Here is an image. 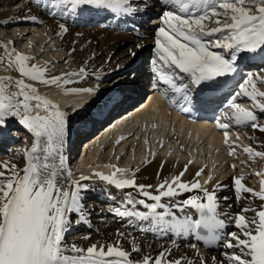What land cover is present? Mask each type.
I'll use <instances>...</instances> for the list:
<instances>
[{
  "label": "snow or ice",
  "instance_id": "6c2138e0",
  "mask_svg": "<svg viewBox=\"0 0 264 264\" xmlns=\"http://www.w3.org/2000/svg\"><path fill=\"white\" fill-rule=\"evenodd\" d=\"M34 3L53 17L75 16L78 10L90 9L108 16L132 18L149 7L147 0H34ZM160 3L164 7L160 18L163 26L155 35V58L151 64L157 80L167 86L163 94L168 103L181 113L193 112L190 86H201L213 93L221 87L220 78L238 73L241 61L256 57L264 60V0H160ZM17 20L39 22L36 15L17 17ZM57 28V36L68 32L63 22ZM8 45H14V42L0 43V71L18 75L0 74V133L8 119L15 118L33 139L30 146L16 150V154L24 158L23 167L12 160H0V264H196L192 258L168 259L171 248H165L155 257L145 254L139 260H132L131 254L140 251L134 238L131 252L120 246L119 239L115 244L94 243L86 249L75 243L70 248L65 245V236L73 227L72 214L77 216L76 224L88 221L83 193L89 186L82 181L91 177L81 175L79 180L72 179L65 154L70 116L57 102L41 95L36 84L60 86L72 94L92 93L94 89L66 87L78 82L69 77L83 78L87 74L86 67L49 75L50 62L37 64L33 62L34 56ZM140 47L142 45H137ZM129 55L135 57L136 52L130 50ZM258 81L264 83V75L248 73L236 93V96L248 97L253 102V109L241 106L233 97L228 102L231 115L225 113L224 116L235 125H250L264 131V126L257 123L254 111L264 112V90L258 87ZM216 119L217 127L224 130L228 154L234 156L236 146L229 144L230 125ZM243 152L249 159H264V151L252 146L243 147ZM191 163L189 160L188 164ZM108 167L115 170L111 174L95 171L93 175L117 189L135 188L143 197L136 199L127 193L123 203L128 207L111 209L117 217L148 221L147 229L141 228V231L189 234L208 244L223 239L221 230L225 228V221L219 212L217 196L223 185L217 182L211 190L205 187L213 179L211 174L202 185L198 177L204 169H199L197 179L189 183L181 179L187 171L188 165H185L184 171L158 184L154 194L148 191L151 185H138L134 176H125L128 169L116 165ZM254 174L262 177L259 190L248 187L243 175L233 177L238 202L249 194L262 203L259 208L245 207L228 217L238 231L227 233L228 238L223 239V246L232 251L224 252L219 264H264V171ZM192 190H199L202 195H191L171 205L163 202V198L172 199ZM138 205L146 211H138ZM187 208L195 210L198 218L187 214L178 216L172 211L184 212ZM248 212L254 215L248 217ZM205 232L207 235L203 234ZM116 234L125 236L119 230ZM175 243L173 240L172 244ZM190 247L195 249L199 264H207L196 245ZM212 259L216 264V258Z\"/></svg>",
  "mask_w": 264,
  "mask_h": 264
},
{
  "label": "bare ground",
  "instance_id": "6f19581e",
  "mask_svg": "<svg viewBox=\"0 0 264 264\" xmlns=\"http://www.w3.org/2000/svg\"><path fill=\"white\" fill-rule=\"evenodd\" d=\"M11 1L12 0H0V4L1 2H4L3 5L6 6L9 5ZM29 2L32 3L34 7H31L32 5L30 4L31 6L28 7L24 5L23 8L19 10H1L0 27L8 28V25L12 20L20 23L22 22L24 26L28 25L26 23H29L31 24V26L36 27H39V24H41L43 27L41 28V30L45 29L47 35H50L51 38H57V40L61 44L60 49L63 50L64 53L66 52V57H68L69 60L75 64L74 68L65 67L64 73L78 71L79 68L83 66L87 68V74L85 75L89 76L90 80H94L92 81L94 83H96L95 81H101L100 83H103L105 81L102 80L103 77L110 74H108L107 71L113 68L115 69L114 65H116L115 62L117 56L114 52H116V47L122 46V44L126 43H132L135 47L134 51L138 56L135 55V57L125 59L122 62V65H126V67L134 66L135 60H137L141 56V47L137 48V45H142V48L146 49L148 45L154 44L155 48V35L158 28L162 25L158 24L155 26L157 27V29H152L151 27H144L145 25L142 26L140 23L144 20L146 14L159 13V15L154 18L155 20H159L164 11V7L160 3V0H147V3L149 5L147 10L144 11L142 14L136 15L132 18L108 16L105 15L104 12H96L95 10L90 9L78 10V13L75 16L69 15L66 17H61L59 15H56L55 17H53L47 15L42 9L37 8L34 3V0ZM84 11L86 13H83ZM29 12H31L32 14H28ZM85 14L90 15V18L84 17ZM26 15H36L39 18V22L17 20V17H24ZM5 21H7V23H5ZM61 22L67 25L68 32L57 36L55 34L58 31L57 25ZM88 22H97L98 26L93 28L92 26H90L91 23ZM77 24H79L80 27H75ZM130 26L132 27L130 28ZM74 28H78V33L75 32ZM18 35L20 34H17V42L15 41L17 44H19V40H22L23 37V35L19 36L18 40ZM77 45L78 47L80 45L86 46L85 52L80 53L78 50H76ZM72 49H75L74 53L71 52ZM93 53H95L94 57ZM119 57L120 58L118 59L122 58L121 56ZM100 58L102 59V61H100ZM132 58L134 59L129 63L130 59ZM40 59L42 58L40 57ZM251 60H253V62L250 64L253 67L248 69L247 72L264 75L263 68L260 69L261 64L264 60H261L259 57H256L255 59ZM85 61H87L86 64ZM36 63L41 65L44 64L43 60H38ZM62 64L65 63L63 62ZM139 65L140 62L136 65L134 71L138 70ZM151 67L153 69L152 64ZM146 72L147 71L141 69L139 72H137L142 74L141 76L137 74L136 78H131L128 82H126V80L124 79L123 81L125 82L123 84H121L123 82L121 81L120 84H118L119 86L111 87L110 90H107V87L105 89L101 88L100 90L97 85L94 86L93 84H91V82L89 83L88 81L83 80V78L79 76L69 77L70 79L78 82L67 85V89L92 88L94 89L92 93L72 94L66 92L65 88L60 86H47L40 83L36 84V87L38 88L41 95L47 96L51 98L54 102H57L60 108L62 110L67 111L70 116L69 134L65 145V154L68 158V167L72 160H70V157H68V152L70 149L73 148L74 144H72V142L73 139L76 137V135L74 136V127L78 125L82 126L83 124V127H85L87 123H91L90 125H88L87 129L80 133V135H84L85 133L90 132L96 124L102 121L103 116L110 112L109 110L112 105H123L124 103L132 102L134 98H136L137 93H142L144 91L140 88L139 82L143 79H146ZM104 73L106 74L104 75ZM0 74L13 76L18 75L15 72L4 73L2 71H0ZM49 75H59V73H52L50 71ZM118 77L121 76L119 75ZM237 78L238 75L236 77L231 76L230 80L232 81V83L230 84V87L228 89H230L232 86H237L236 90H238L239 92L240 83L237 82ZM165 88H167V86ZM126 91L129 92V94H126ZM152 93L153 91L149 90L146 92L145 96L151 95ZM233 93L234 90L231 92L230 95H232ZM97 96H100V102L98 101L96 104H94L90 110L91 112L94 109L95 113H93V117L89 119V116H87L88 113H86L84 114L86 116H84L83 118H79L77 111L78 109H80L81 105L79 106L78 104L80 103L78 102L87 99L85 102L89 103V101L93 100ZM235 97L236 101L249 100L251 102V105L253 106V102L248 97H245L243 95H235ZM144 100L145 98L142 101ZM163 103V106L161 105L159 107V112L156 114L145 112L140 118H133L129 115H126L128 111L138 106V104H135L134 106L115 116L120 117L121 115H124L122 118L116 120V122L113 123L110 127L107 126L100 134V136L95 137L91 141L90 147L86 149L85 146L87 141L92 139L96 135V133H98V131L95 132L91 137L84 140L83 143L85 146H83V154L80 160V164L76 165L75 162L73 166V170H76L79 168V166H81L80 170L78 171L79 175L72 176V179L79 180V177L81 175H84L91 177L90 179L94 180L95 177L93 176V173L95 171H101L104 174H111V172H113L115 169L108 167V165H116L119 168L128 169L129 171L124 173V175L129 178L134 176L138 185H151L152 187L149 188L148 191H151L155 194L156 186L158 184H160L163 180L166 179L171 180L173 176L178 175L181 171H184L185 165H188L187 171L184 172V175L181 177V179L189 183L192 182L194 179H197L196 172L202 168L204 169L203 174L198 177L202 185L204 184V181L208 178L209 174L212 175L213 179L209 184L204 185L205 187L211 190L217 182L223 185V187H221V189L217 192V196L220 201L219 212L221 213V218L225 221V228L223 229V231L225 232L223 238L226 239L227 233L230 232L229 230L235 227L234 222L230 221L228 217L239 212L242 208L245 207L259 208V205L262 203L258 198H253L249 194H245L247 198L242 199L238 202L234 194L233 177L243 175L245 177L244 183L248 187L254 184L253 189L259 190V180L262 177H258L254 173L264 171V159L259 157L255 159H249L248 155L243 152V147L252 146L258 151H264V131H260L259 129H253L250 125L238 126L235 125L231 120L228 121L227 123L230 125L228 129L229 144H237L235 145V155L230 156L228 154L229 148L224 144V135L215 136L214 134H212L211 137L216 138V144L212 148L205 146L204 136L208 131H204L202 128H198V130H196L195 127L189 128L187 124H185V122L177 124V115L172 110L173 107L175 108V106H171L168 103L167 99H165ZM67 104H70L72 107L67 106ZM75 104L76 106H73ZM251 105L249 104L248 106H246L245 103L243 104L244 107L253 109ZM172 111L173 116L171 117L170 113H172ZM262 113L264 114V112H258L257 114L260 117V114ZM261 119H264V116L261 117ZM9 122H15L16 124H18L19 127L24 129L27 135V139L23 144L14 146L15 155L13 157H1L0 160H12L19 167H23L24 158L22 155H17L16 150L26 145L30 146L33 138L31 134L18 122L17 119L9 118L7 123ZM108 123H111V121L107 122V124ZM257 123L261 126H264V124L261 122ZM137 124H139V128H135ZM158 124L162 125V131L165 132L164 138H167L168 140L167 143L165 145H162L161 147L160 135L158 136L157 133L155 134V130H153V128H155ZM233 124L235 125V127H232ZM148 128L150 129L149 132H147L148 130L146 131V129ZM193 130L195 131L194 135L191 134ZM238 131L242 134H245V138L243 136L244 141L239 139L241 135L239 136ZM110 134L113 135V143L109 141L104 146L105 148L101 147L103 143L108 139V135ZM179 134L181 136H179ZM2 137L3 135L2 133H0L1 142L3 141ZM121 137H124V139H121L119 143H117V139ZM187 143H189L188 147L186 151H184V144ZM127 144L128 147L131 144L129 154L126 155V153H128L127 150L126 153L123 155V158H121L123 160L121 162L119 161L120 163L117 164L114 160L115 157L111 156L112 149L114 148V150L117 149L119 151L123 149L124 146H126ZM107 147L109 149L106 152V156L98 160V155L102 152L104 153ZM136 149H138V152L136 151V156L133 155L132 158V153H134ZM205 151H207V157L204 156ZM240 151L243 155H241ZM156 152L158 153V155H154ZM189 160L192 161L191 164H188ZM145 161L148 162L145 163ZM238 164L247 165L244 170H248V173H250L249 177L247 173L237 171L238 169L236 168ZM233 165H235V168L232 167ZM136 169H138V171H131ZM248 179H251L250 182H253L252 185L251 183H249ZM84 184H87L89 186L87 190L90 191L89 193H93L98 198L117 203V205L113 208L121 207L123 209V207H128L125 203H123L125 201V195L127 193H131L132 196L136 199L143 198L142 196H140L137 189L131 187L117 189L114 186L108 185L106 182H102L100 180H94L92 182ZM196 194L202 195V193H199V190H192L191 192L181 193L180 195L172 199L163 198V202L169 205L176 204L184 199H187L189 196ZM85 195L86 192L83 193V196ZM224 197H228V199L225 200ZM137 210L146 211V209H144L143 206L140 205L137 206ZM172 211L175 212L178 216H183L187 214L191 215L194 219L198 217V214L195 212V210L191 208L185 209L184 212H180L178 209H172ZM246 215L248 217H252L254 213L248 212L246 213ZM114 216L116 217V220L118 219V221H122L129 226L135 225V228L138 230H140L141 228L147 229L149 224L148 221H139L131 217L121 218L117 217L116 215ZM84 225L86 228L88 227L89 231L86 233V235L80 236L82 238L79 239L77 243H75L77 246L86 249L88 246L94 243L107 244L110 242L115 244L116 241L119 239L120 246L124 250L131 252V240L134 238L140 247V251L131 254L132 260H139L145 254L155 257L165 248H171V255L168 257V259L175 260L179 257H185L186 259L192 258L196 260V264H199V259L196 256L195 249L190 247V245H196V247L199 249V252L206 259L207 264H214V261L212 259L213 257L216 258V264H219V261L223 259L222 254L226 251H232L231 249H226L224 246H220V248L217 250H207L204 252L200 250L196 239L189 234H184L186 235L185 237L184 235H176L172 232H167L165 234L148 230H140L139 233L142 234H131L127 227L125 229H118L120 232L125 233L124 237H118L116 234L117 230L113 229L112 225L110 224L105 223L100 224L98 226L96 224L91 223V220L88 219V221L84 223ZM187 235H189V237H187ZM173 240H175L176 242L175 245L172 244ZM64 242L66 243V239ZM66 246L70 248L71 245ZM222 248L223 250H221Z\"/></svg>",
  "mask_w": 264,
  "mask_h": 264
},
{
  "label": "rangeland",
  "instance_id": "374dc122",
  "mask_svg": "<svg viewBox=\"0 0 264 264\" xmlns=\"http://www.w3.org/2000/svg\"><path fill=\"white\" fill-rule=\"evenodd\" d=\"M29 1H33V0H12L10 2V4L6 5V6L3 5L4 2H1L0 11L6 10V9L7 10H19V9H22L24 5H26L28 7L32 5L31 7H34L33 4L30 3ZM83 13H86V12L84 11ZM28 14H32V13L29 12ZM157 15H159V13L146 14L144 17V20L140 24L142 26L145 25L144 27H151L152 29H157V27H155L156 25H158V24L162 25V22L161 23H157V21L155 22L154 18ZM84 17L90 18V15L85 14ZM88 23H91L90 26H92L93 28L98 26L97 22H95V23L88 22ZM26 24H28V25L24 26L22 24V22L20 23V22L12 20L9 23L8 28L7 27H3V28L0 27V43L6 44L8 41H13L14 45H9L8 47L11 48L12 46H14L21 53L29 55V56H34L35 60L33 62L36 63L38 60H43V63L44 62H50L51 66H52V70H51L52 73L61 74V73H64L65 67H72V68L75 67V64L72 63L68 57H66V55H67L66 52L64 53L63 50L60 49L61 44L59 43L57 38H51L50 35L46 34L47 32L45 29H44L45 31L43 29L41 30V28H43L41 24H39V27L31 26V24H29V23H26ZM15 27H16V29H15ZM75 27H80V25L77 24ZM131 27L132 26H130V28ZM74 29H75V32L78 33V28H74ZM17 34H20V35H18V40H19V36L23 35L22 40L20 39L18 42L19 44L16 43L17 42V40H16ZM115 49H116L115 50L116 52H114V53L117 56L116 62H115L116 65H114L115 69L113 68V69L107 71L108 74L110 73L109 75L104 76V77L102 76L103 77L102 80H105L103 83H100L101 81L100 82L95 81L96 83H94V82H92L94 80H90V77L86 76V75L83 77V80H86L89 83L91 82V84H93L94 86L97 85L100 88V90H101V88L105 89L106 87H107L106 88L107 90H110L111 87L119 86L118 83L122 81V76L126 75L130 71H134L136 65L139 62H140L139 68L142 67V69H144L147 72L152 70L150 68V66H151V61L155 58L154 44L148 45V47L146 49L141 47L140 48V50H142L141 56L137 60H135V65L130 66V67H125V65H122V62L125 59L132 57L131 55H129V52H130V50H132V51L135 50V47L133 46V44L132 43L122 44V46H118ZM76 50H78L80 53L85 52L86 46L80 45L78 47V45H77ZM119 56H121L122 58L118 59V58H120ZM136 56H138V55H136ZM40 57L42 59H40ZM133 59L134 58L130 59L129 63ZM65 61H67V62H65ZM100 61H102L101 58H100ZM63 62L65 64H62ZM252 62H253V60L246 59L245 61H242L240 63L239 73H238V78H237L238 83H242L243 80L246 78L247 73H248L247 70L250 69L251 67H253L250 64ZM132 65H133V63H132ZM262 68L264 70V61L262 62L260 69H262ZM105 74L106 73H104V75ZM119 75L121 77H118ZM124 82L125 81H123L121 84H123ZM257 84L261 90H264V83H260L258 81ZM148 85H149V82L145 81L144 85L142 87V89H144L145 92H147V90H145V89L148 88ZM236 87L237 86H233L228 93L232 92V90L234 89L233 94H236L238 92V90H236L237 89ZM136 103L137 102L132 101L131 103H128L126 105L123 104L122 106L121 105H116V106L112 105L110 110H109L110 112H108L106 117L104 116L102 121H100L98 124H96L93 128L91 127L92 130L88 133H85L84 135H80V133L82 131H84L85 129H87L88 125H90L91 123L90 124L87 123L85 127H83L84 124L82 126L77 124L78 126L74 127L75 128L74 129L75 130L74 136L76 135V137L73 139V142H72V144H74V146L68 152V157H70V160L72 159L70 164H69V168L71 170L72 176L79 175L78 171L80 170L81 166H79V168L76 170H73V166H74L75 162H76V165L80 164V160H81L82 153H83V146L82 145H84V143H83L84 140L89 138L90 135H92L100 126H102L104 123H106L111 118V116L125 111L126 109L134 106ZM244 103L246 106H248L249 104L251 105V102L249 100L244 101ZM108 109H109V107H108ZM225 110H226V113H228L230 109L226 108ZM84 114H86V113L79 114L78 117L83 118L84 116H86ZM263 116H264L263 113L260 114V117L257 115V122H261L264 124V119H261V117H263ZM224 123H227V121H224ZM229 123H231V122H229ZM153 130H155V132H154L155 134L157 133L158 136L160 135V142H161L160 146L165 145L168 140H167V138H164L165 132L162 131V125L161 124L156 125V127L153 128ZM146 131L149 132L150 129L148 128V129H146ZM232 131H233V129H232ZM19 134H21L22 136ZM238 134H239V136L241 135L239 137L240 140H243V136L245 138V134H242L239 131H238ZM2 135H3V137H2L3 141L2 142L0 141V158L1 157H7V158L13 157L15 155L14 146L23 144L25 142V140L27 139V135H26L24 129L19 127L18 124H16L15 122L7 123ZM162 137H163V139H162ZM161 139H162V141H161ZM235 145H237V144H235ZM124 148H125V146H124ZM124 148L119 150V151L117 149L114 150V148L112 149L111 156L115 157L114 160L117 164H119L123 160V159H121V158H123V156H122L123 154L121 152L124 150ZM108 149L109 148L107 147L105 149L104 153L102 152L101 154H99L97 159L100 160V159L104 158L106 156V152ZM137 150L138 149H136L135 152L132 153V158H133V155L136 156V153L138 152ZM113 152H115V153H113ZM118 152H120V153H118ZM240 153H241V155H243L241 151H240ZM128 154H129V152H128ZM77 156L78 157L80 156V157L78 158ZM111 156H110V158H111ZM243 165H246V164H242V165L238 164L236 169H238L237 171L247 173V175L249 177L250 173H248V170L247 171L244 170L247 167V165L246 166H243ZM94 180L98 181L99 179L95 178ZM94 180L89 179L88 181L85 180V182L82 181V183H88V182H92ZM248 180H249V183H251V185H252L253 182L252 181L250 182L251 179H248ZM253 185L249 186V187L253 188ZM85 192H86V195L84 196L83 203H84L87 211H89L88 219L91 220V223L96 224L98 226L100 224L107 223V224L112 225L113 229H115V230H118L121 228L125 229L128 227V230L131 234H136V233L142 234V233H139L140 230L135 228V225L129 226L122 221H118V219L116 220V217L113 215V212L111 211V209H113V207L116 206L117 203L107 201V200H104L102 198H98L93 193H89L90 191H85ZM71 219L73 221V227H72V230L69 231L65 236V239H66L65 244L66 245H72L73 243H77V241L82 238L80 236L86 235V233L89 231L88 227L86 228L84 223H80V225L75 223V221L77 220V216L75 214H72ZM229 231L230 232L238 231V229H235V227H233ZM221 246H223V243L221 244ZM221 250H223V248Z\"/></svg>",
  "mask_w": 264,
  "mask_h": 264
}]
</instances>
